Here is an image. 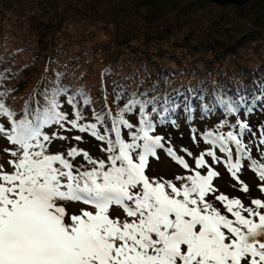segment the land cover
I'll return each mask as SVG.
<instances>
[{"label": "snow or ice", "instance_id": "1", "mask_svg": "<svg viewBox=\"0 0 264 264\" xmlns=\"http://www.w3.org/2000/svg\"><path fill=\"white\" fill-rule=\"evenodd\" d=\"M62 81L63 74L55 73L49 86L34 93L43 97V103L35 101L33 107L30 97L19 119L6 105L8 90L0 92V117L10 125L6 129L0 124V135L13 146L5 151L14 158L7 161L10 173L0 166V264H264V199L254 198L252 206H245L239 198L216 195L212 182L219 173L205 156L218 164L217 153L210 148L193 157L192 169L170 141L155 134L158 126H176L178 107L167 93L149 98V93L158 92V84L126 93L114 83L112 103L118 107L113 113L106 91L97 110L83 87ZM259 93L253 92L250 102L247 96H218L215 103L236 120H222L215 132L204 135L206 144L224 154V167L244 193L249 189L238 173L245 161L264 193V162L252 158L250 147L253 141L264 145V125L257 134L239 118L241 108L247 115L257 102L264 104V85ZM184 111L189 112L187 106ZM202 111L212 109L206 106ZM129 114L136 116L135 124L126 118ZM53 126L51 133L45 131ZM225 126L232 130L219 131ZM122 129L127 130V139L122 138ZM72 130L103 142L106 147L100 151L106 159H95L77 147H70L66 155L50 153L48 145L67 140L60 133ZM160 153L189 174L174 179L149 176L150 160H159ZM78 156L90 167L80 164L74 170L69 158ZM210 194L223 211L207 199ZM76 203L87 207L69 211ZM114 206L122 210L123 219L111 215Z\"/></svg>", "mask_w": 264, "mask_h": 264}, {"label": "trees", "instance_id": "2", "mask_svg": "<svg viewBox=\"0 0 264 264\" xmlns=\"http://www.w3.org/2000/svg\"><path fill=\"white\" fill-rule=\"evenodd\" d=\"M209 2L0 0V92L8 90L7 107L19 119L30 97L33 107L35 101L42 104L43 97L34 93L49 86L55 73L63 74L64 84L83 87L97 110L106 91L113 113L114 83L126 93L158 84L149 98L167 93L177 108L207 106L224 113L215 103L221 95L247 96L250 102L264 85V0L220 6L228 15L213 14L217 10L209 11ZM179 5L181 23L165 20ZM249 23L258 33L246 41L241 36ZM84 115L91 121L89 109ZM79 135L106 146L87 132Z\"/></svg>", "mask_w": 264, "mask_h": 264}, {"label": "rangeland", "instance_id": "3", "mask_svg": "<svg viewBox=\"0 0 264 264\" xmlns=\"http://www.w3.org/2000/svg\"><path fill=\"white\" fill-rule=\"evenodd\" d=\"M178 2L183 4L184 6L191 4V3H194V5L196 4V6H198L197 4H200L198 3V0H178ZM209 3L210 4H207V7H206L208 8L209 11L217 10L213 14H223L228 11V10H222V9L220 10L219 8L220 6L217 5L216 3L215 4L211 2ZM262 4L264 8V3ZM123 5H125V2ZM183 5H179L173 8L171 10L172 13L169 15H166L165 20L172 19V21H175L176 25H179L181 23L182 16L180 18L178 11L181 6H182V10L184 11ZM227 5H232V4H227ZM165 10L167 9L165 8ZM245 10L247 11V9ZM225 14L228 15L229 13L227 12ZM263 15H264V12H263ZM251 17L253 18L257 17V19L259 18L257 15H254V14L251 15ZM257 31L258 30L255 28L254 24L249 23L243 29L242 31L243 36H241V38L246 39L244 37H254L258 33ZM247 40L249 39H246V41ZM259 109L260 110H255L251 114H247V115H244L243 113L239 114V118L242 121L246 120L250 128L253 131L257 132V134L259 133L260 126L264 125V106L260 107ZM218 119H219L218 115H210V116H201L199 118H196V120H191L189 116H185L184 114H181L175 120L176 122L175 127H173L171 124L170 125L168 124L162 127L158 126L156 128L155 134H160L164 136L165 141H170L171 146L177 152V154L182 155L185 158L186 162L189 164L190 168L195 169V162H194L193 157L199 156L201 153H206L209 150L206 148V143L204 142V131H206L208 127L216 123ZM0 124H4V123L0 121ZM193 129H195V132L193 131ZM3 137L4 136L0 135V163L2 164L4 163L5 171H11L12 167L7 163V161L10 159H14V158L11 157L9 152H6L5 149L7 148L11 150L13 149V147H10L7 144V140H5ZM69 137L65 141L54 140L50 145H48L49 152L53 154L61 153V152L65 153V150L70 147L71 142H72L70 140L71 137L70 138ZM249 138H250V134H246L245 135L246 143L248 142ZM257 139H258V135H257ZM92 146L94 147V144H92ZM93 147L92 149L90 148L88 150H84L82 147H80L79 149L87 151L90 156L95 158L96 155H99V152H97ZM250 147L252 149V152H251L252 158L256 159L258 163L264 162V159L261 158V153L264 152V145L257 146L255 142L253 141ZM181 149H187V152H191L192 156H188L187 152H182ZM213 151H215L217 155L221 158V163L214 164L211 162V158L207 156H205V161L213 168V170L219 173V175L215 177L212 182L213 186L217 189L215 193L216 195L224 194L228 196L229 198H239L245 206H252L251 200L254 198L264 199V193H261L259 190V185L261 184V182L259 181L257 175L248 166L247 161L244 162L242 171L238 173L239 179L243 181L244 184H246L249 189L247 193H244L241 191V185L238 184L232 178L231 174L224 167V163H223L224 154L220 153L218 148H213ZM75 160L79 162H83L87 165V162L84 161L82 156L76 157ZM87 166L90 167L89 165ZM74 170H75V167H74ZM201 171H202V174H206L204 170H201ZM147 174L149 176H154V177L163 176L165 179H174L176 175H188L189 172L188 170L183 169L181 166L177 165L175 161L171 159V157H168L165 154L160 153L159 160H156V159L150 160L149 171ZM207 199H209L211 202L215 204V206L219 207L223 211V205L220 204L219 201H215L211 194L207 197ZM80 207H87V206L81 205L79 203L70 204L69 211H72L73 209L80 208ZM110 211L113 217L123 218L121 209H118L114 206Z\"/></svg>", "mask_w": 264, "mask_h": 264}, {"label": "water", "instance_id": "4", "mask_svg": "<svg viewBox=\"0 0 264 264\" xmlns=\"http://www.w3.org/2000/svg\"><path fill=\"white\" fill-rule=\"evenodd\" d=\"M210 2L219 4V5H226V4H232V5H243L247 2V0H209Z\"/></svg>", "mask_w": 264, "mask_h": 264}, {"label": "bare ground", "instance_id": "5", "mask_svg": "<svg viewBox=\"0 0 264 264\" xmlns=\"http://www.w3.org/2000/svg\"><path fill=\"white\" fill-rule=\"evenodd\" d=\"M203 1V0H202ZM205 1H209V0H205ZM217 5H219V4H217ZM219 6H223V5H219Z\"/></svg>", "mask_w": 264, "mask_h": 264}]
</instances>
